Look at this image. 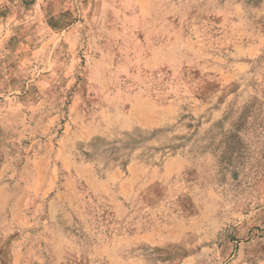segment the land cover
Returning <instances> with one entry per match:
<instances>
[{"label": "rangeland", "instance_id": "rangeland-1", "mask_svg": "<svg viewBox=\"0 0 264 264\" xmlns=\"http://www.w3.org/2000/svg\"><path fill=\"white\" fill-rule=\"evenodd\" d=\"M0 264H264V0H0Z\"/></svg>", "mask_w": 264, "mask_h": 264}, {"label": "trees", "instance_id": "trees-1", "mask_svg": "<svg viewBox=\"0 0 264 264\" xmlns=\"http://www.w3.org/2000/svg\"><path fill=\"white\" fill-rule=\"evenodd\" d=\"M118 159H119V158H114V159L110 160V162H116V161H118ZM124 164H125V163H124Z\"/></svg>", "mask_w": 264, "mask_h": 264}]
</instances>
